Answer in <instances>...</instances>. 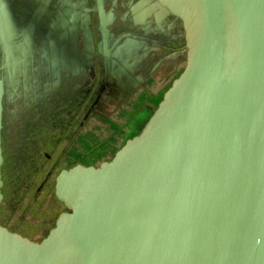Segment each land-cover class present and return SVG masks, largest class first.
Returning <instances> with one entry per match:
<instances>
[{"label": "water", "instance_id": "95a60500", "mask_svg": "<svg viewBox=\"0 0 264 264\" xmlns=\"http://www.w3.org/2000/svg\"><path fill=\"white\" fill-rule=\"evenodd\" d=\"M156 1L183 22L186 67L111 160L61 172L46 238L0 223V264H264V0Z\"/></svg>", "mask_w": 264, "mask_h": 264}, {"label": "rangeland", "instance_id": "374dc122", "mask_svg": "<svg viewBox=\"0 0 264 264\" xmlns=\"http://www.w3.org/2000/svg\"><path fill=\"white\" fill-rule=\"evenodd\" d=\"M11 1L13 9L17 8L13 5V0ZM38 1L29 0V5ZM83 2L87 7L97 5L96 0ZM117 22L116 25L120 26L121 21ZM116 25L107 26L106 30L112 32L110 28ZM124 35L123 33L116 35L117 41L123 39ZM37 61L41 62L42 58L37 57ZM89 67L85 68L84 74L93 80L94 69L91 71ZM123 70L125 72L126 69L123 67ZM126 72L128 73L127 70ZM100 76L102 80V68ZM35 85L31 89L36 92L35 95H39L38 91L42 89L43 83L37 81ZM93 85V82H85L83 89H80L79 83H69L65 85L66 90L74 88V91L66 94L64 98L59 97L58 92H52V87H49V91L45 93L46 102H42L41 105H37L39 101L36 99L32 100L33 102L31 100L27 102L22 98L21 100L20 94L15 96L7 94L3 100L4 162L1 168L3 200L0 206V223L9 231L35 242H41L46 238L56 226L60 215L68 211L56 195L57 178L61 172L77 165L96 166L105 160H111L119 149L115 147L116 151L110 153L115 149L114 144H120L116 138L138 133L140 131L138 128L146 124L152 116L151 113L155 109L152 104L157 105L161 101L149 100L150 96L118 95L114 98L121 102L116 112H112L110 100L108 106L100 105V108H95L92 103L94 96L85 95L87 88ZM98 85L102 86V83L99 81ZM97 86L94 85L96 96L99 91ZM157 86L158 84L155 88ZM115 89L123 90L119 82L115 83ZM144 89L151 92V83H147ZM90 107L92 111L87 113V108ZM123 109L129 110V116L124 117ZM80 121L91 124L82 127L85 128L82 133L77 131V128H80ZM44 126L50 128L42 129ZM93 126L98 130L92 131L90 128ZM109 126L112 127L110 136L104 138L107 137V132L102 129ZM44 152L50 158H46Z\"/></svg>", "mask_w": 264, "mask_h": 264}, {"label": "flooded vegetation", "instance_id": "af4514ba", "mask_svg": "<svg viewBox=\"0 0 264 264\" xmlns=\"http://www.w3.org/2000/svg\"><path fill=\"white\" fill-rule=\"evenodd\" d=\"M138 1L139 0H111L110 2H108V0H103V7L107 22L106 25H103L99 12V0H96V7L85 6L83 0H39L32 5H29V0H13V5L17 7L14 9V13L16 18L18 16V20H15L16 27H18L16 42L23 43L28 36L29 38H31L33 42L31 45L32 50L26 52L25 55L39 54L44 45L48 46L50 55H52L53 48H59L61 46L63 47L64 44H67L69 47H66L62 55L66 56V58L69 59L68 61L75 58V46L80 47L81 50L83 47V49L85 50L84 70L89 66V68H91V71L94 69V79L92 78L93 80H91L88 75L85 76L83 70V72H81V74H77V76L72 75L69 78L68 82L62 84L59 88H56L54 92H58L59 97L64 98L66 94L74 91V88L66 90L65 85L69 83H76L74 80L81 76H83L82 81L78 82L80 84V89H83L85 82H93L94 85L97 86L100 81V84L102 83V86H97V88L99 89V91L97 92V96L94 93V85L90 88H87L85 95H87L88 97L94 96V98H92V103L93 106L95 105V108H100V105H102L103 107L108 106V101L110 100L111 110L112 112H116V108H118V105L121 102L120 100L114 98L118 95H132V97L152 95L153 90L151 92L145 90L144 86L147 83H145L143 80H140V78H142V76L155 73L156 71H158L159 66L158 60L154 61L158 53H154L153 51V48L158 45V42H153L154 35H152L157 31V28L155 27V23L153 21H151L150 23H148L146 19H144L143 22L138 21L136 6ZM140 12L141 11L138 12L139 15ZM117 20L121 21L120 26L116 25L118 24ZM113 24L116 26L110 28L112 32L106 30L107 26L111 27ZM182 29L183 27L181 28L180 32L179 45H172V50L178 49L179 47L182 49H187L186 36L183 34ZM122 33L125 34L123 39L117 41L116 35ZM151 35L152 37L150 38ZM106 41L111 52L112 62V68L109 75H106L104 60V49ZM125 41H132L137 45L139 44V50L137 52L138 56L135 57L136 66H138L136 70H134V72L131 74L134 81L133 83L129 82V80L131 79V77L129 76V72L127 73L125 70V74L124 70L120 66L124 65L123 62L120 61L121 63L117 64L119 71L118 73H114L116 67L114 68L113 50L116 46ZM91 46H95L97 50L95 52L92 51L87 53V50ZM101 50L102 52L99 53V51ZM19 52L22 51H18V54ZM1 54L2 52L0 51V57ZM125 60L127 61L128 65L129 59ZM101 68L103 71L102 80H100ZM125 69L130 70L128 68ZM0 75V78L4 77L1 69ZM116 82H119L123 90L115 89ZM143 84L145 85L142 86ZM27 86L28 82L22 84L19 82V76H15V78H12V82L6 84L5 86L6 93L4 96V100L7 94H9L10 96L20 94L21 87ZM135 88L139 90L136 91ZM76 94H78V91L76 92ZM44 96L46 97L47 95ZM43 101L44 99L40 100L37 104H40ZM87 111V113H90L92 111V107L87 108ZM86 125L90 126L91 124L80 121V128H77V131L79 133H82V131L84 132L85 128L82 127H87ZM46 127L47 126H44L42 129ZM47 128L50 127L48 126ZM93 128H96V130H98V128L95 126H93ZM38 129H40V127H38ZM117 140L118 138H116V141ZM41 145L42 143H40V146ZM114 152L115 149L113 151H110L111 154ZM43 155L46 158H50V156L46 152H44Z\"/></svg>", "mask_w": 264, "mask_h": 264}, {"label": "crops", "instance_id": "0c3cea01", "mask_svg": "<svg viewBox=\"0 0 264 264\" xmlns=\"http://www.w3.org/2000/svg\"><path fill=\"white\" fill-rule=\"evenodd\" d=\"M136 6L137 16L139 17H137L138 21L143 22L144 19H146L148 23H150L151 21L155 23L157 31L152 34L154 35L153 42H158V45L153 48L154 53H158L157 57L154 60H158V71L151 75L142 76L140 80H143L148 84L151 83L153 92L149 100L154 99L155 101L157 99H161L162 101L165 93L172 86L173 82L180 76L187 64L186 48L182 49L179 47L175 50L171 49L172 45H179L181 28L183 27L182 30L184 35L185 28L183 22L179 18L169 13L165 8L161 7L156 0H139ZM139 11H141L140 15L138 13ZM15 20L16 16L14 13L12 2L10 0H1L0 51L2 52V54L0 57V69L2 70V74H4V77L0 78V80H2L4 82V86H6V84L12 82V78H15V76H19L20 83L23 84L25 82H28L27 87H21L20 98L26 100L27 102H29L30 100L34 101L35 99L38 101L44 99L43 102L45 103L46 98L44 95L45 93H47V91H49V87H52L53 92L56 88H59L62 84L68 82L69 78L72 75L77 76V74H81V72H83L85 65V50L83 49V47L81 50L80 47L75 46V58L71 59L70 61H68L69 59H67L66 56L62 55L66 47H69L67 44H64L63 47L61 46L59 48H53L52 55H50L47 45L43 46L39 54L25 55L26 52L32 50L31 45L33 42L31 38H29V36L23 43L16 42L18 27H16ZM152 35L150 36V38L152 37ZM127 41L119 44L113 50L114 68L116 67L114 73H118L119 71L117 64L123 62L124 65L120 66L122 69L123 67L130 69L126 70L129 72V76L131 77L129 82L133 83L134 81L131 74L134 72V70H136L138 66H136L135 57L138 56L137 52L139 50V44L137 45L132 41ZM96 50L97 49L95 46H91L87 50V53L92 51L95 52ZM18 51L22 52H19L18 54ZM101 52L102 50L99 51V53ZM37 57H41L42 61H37ZM125 59H129L128 65ZM82 77L83 76L76 78L74 81L76 83L81 82ZM37 81H42L43 83L42 89L38 91L40 93L39 95H35L36 92L31 89L33 85L37 84ZM157 84L158 86L155 88ZM47 87L48 90H46ZM135 90L138 91L139 89L135 88ZM143 101L145 102V99ZM161 101H159L157 105L152 104V106H155V109L151 113L152 115L157 110ZM41 104L42 103L37 105ZM128 112L129 110H122L124 117L129 116ZM146 124H144L141 128H138V130H140L139 132L144 129ZM111 128L112 127L109 126V128L107 129H102L107 132V137L104 138H108L110 136ZM90 129L92 131H95L96 128ZM136 135L137 132L135 135H129L130 137L120 136V138H118L117 140V142H120V144H114L113 147L121 148L129 139L133 138ZM116 149L117 148H115V151Z\"/></svg>", "mask_w": 264, "mask_h": 264}, {"label": "trees", "instance_id": "16d2710c", "mask_svg": "<svg viewBox=\"0 0 264 264\" xmlns=\"http://www.w3.org/2000/svg\"><path fill=\"white\" fill-rule=\"evenodd\" d=\"M139 133H140V132H138L137 134H139ZM119 149H120V148H119ZM119 149H118V150H119ZM118 150H117V151H118Z\"/></svg>", "mask_w": 264, "mask_h": 264}]
</instances>
